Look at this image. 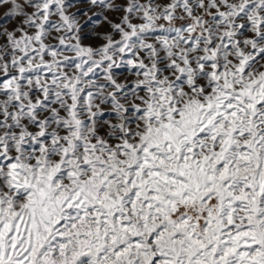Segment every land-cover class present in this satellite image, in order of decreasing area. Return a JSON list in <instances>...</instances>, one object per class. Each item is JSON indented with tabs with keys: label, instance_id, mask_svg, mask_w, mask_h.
<instances>
[{
	"label": "snow or ice",
	"instance_id": "snow-or-ice-1",
	"mask_svg": "<svg viewBox=\"0 0 264 264\" xmlns=\"http://www.w3.org/2000/svg\"><path fill=\"white\" fill-rule=\"evenodd\" d=\"M0 6V264H264V0Z\"/></svg>",
	"mask_w": 264,
	"mask_h": 264
},
{
	"label": "rangeland",
	"instance_id": "rangeland-1",
	"mask_svg": "<svg viewBox=\"0 0 264 264\" xmlns=\"http://www.w3.org/2000/svg\"><path fill=\"white\" fill-rule=\"evenodd\" d=\"M7 10V6H0V17L3 16L4 12ZM100 31L105 30L104 28L99 29Z\"/></svg>",
	"mask_w": 264,
	"mask_h": 264
}]
</instances>
